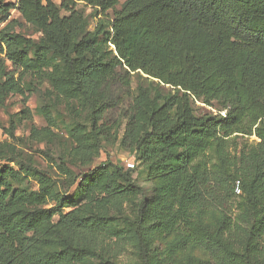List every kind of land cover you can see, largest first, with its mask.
<instances>
[{
  "label": "trees",
  "instance_id": "16d2710c",
  "mask_svg": "<svg viewBox=\"0 0 264 264\" xmlns=\"http://www.w3.org/2000/svg\"><path fill=\"white\" fill-rule=\"evenodd\" d=\"M12 8L41 32L37 41L14 30ZM86 8L96 18L93 29ZM0 21V107L9 94L36 92L43 80L83 100L89 131L72 134L81 164L116 127L106 121L104 89L117 71L170 88L159 96L138 87L124 114L121 145L157 179L150 197L119 162L81 175L65 168L68 186H77L72 197L53 194L41 174L37 190L15 187L19 172L0 167V264H121L108 255L121 245L117 215L98 202L118 207L137 193L142 199L130 226L138 264H264V0H16L0 3ZM192 100L214 101L225 114L197 115ZM244 135L258 139L249 159L230 150ZM149 204L159 208L162 228H174L208 259L178 260L154 249L142 227ZM233 205L253 219L240 243L232 242ZM194 206L220 209L222 218L197 220L189 212ZM110 235L116 239L107 250Z\"/></svg>",
  "mask_w": 264,
  "mask_h": 264
},
{
  "label": "rangeland",
  "instance_id": "374dc122",
  "mask_svg": "<svg viewBox=\"0 0 264 264\" xmlns=\"http://www.w3.org/2000/svg\"><path fill=\"white\" fill-rule=\"evenodd\" d=\"M53 1L57 4L60 2V0ZM122 1L124 0H120V3ZM0 3L14 4L16 0H0ZM86 15L89 29H93L96 18L91 15L89 8H86ZM11 19L15 20L14 30L16 32H20L34 41L41 37L42 34L36 26L26 22L15 8L9 12V20ZM4 24L0 21V28ZM138 87H147L151 93L156 91L159 96L170 91L168 86L158 84L142 73L122 69L117 71L116 76L104 89V99L109 104L105 115L106 121L115 122L116 127L112 128L110 132L112 136L109 141L102 139L97 147L91 149V158L86 164H81L75 157L76 143L72 137L74 133L89 131V112L83 100L69 98L54 91L47 80H43L37 85L36 92L26 91L25 96L9 94L4 105L0 107V167L8 165L19 172L17 180L13 181L15 187L37 190V175L41 174L54 185L53 194H58L59 197H72L77 193V186L76 184L68 186L69 178L63 173L65 168L70 169L74 175H81L106 160L112 163L119 162L124 168L133 169L134 176L143 187V193L150 197L152 194L150 189H154L158 185L157 179L153 178L151 174H145L139 161L135 159L134 152L121 145V136L126 122L124 114L129 109L132 97L137 94ZM192 108L197 115L224 116L225 114L221 106L214 101L207 105L201 100H192ZM45 112L49 113L50 123L46 121ZM257 141L258 139L254 135L237 136L231 145V154L242 153L245 159H249ZM245 159L242 160L245 162ZM130 164H133L132 168L129 166ZM66 189H69V192H64ZM101 197L102 195L99 196L100 199ZM141 199L142 194L137 193L129 201L120 203L118 207L107 204L105 200L98 202L99 207L104 208L107 215H117L115 228L117 231H121L118 232V235L122 236L121 245L116 255H113L110 250L108 252V255L116 263L138 264L136 239L130 224L138 213ZM54 204V200L50 201L47 207ZM92 209L94 210V208ZM67 210L68 208H62L63 212ZM157 210L159 208L155 209L153 204L147 205L142 222L146 238L154 249L160 251L162 255L172 251L174 258L178 260L186 259L189 256L208 259L205 251L197 245L185 241L174 228L171 230H168L167 227L162 228L157 223L159 219ZM189 212L195 219L210 224H214L222 218V212L217 208L205 209L194 206L189 209ZM232 216L235 220V228L231 233L232 242L240 243L245 238L248 226L253 219L251 215L239 211L234 205L232 206ZM54 219L57 220V216ZM115 239V235L107 236L103 241V247L108 250ZM89 260L96 261V258L90 256Z\"/></svg>",
  "mask_w": 264,
  "mask_h": 264
},
{
  "label": "built area",
  "instance_id": "2783aa9c",
  "mask_svg": "<svg viewBox=\"0 0 264 264\" xmlns=\"http://www.w3.org/2000/svg\"><path fill=\"white\" fill-rule=\"evenodd\" d=\"M130 167L132 166V164L129 165Z\"/></svg>",
  "mask_w": 264,
  "mask_h": 264
}]
</instances>
